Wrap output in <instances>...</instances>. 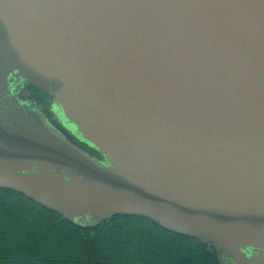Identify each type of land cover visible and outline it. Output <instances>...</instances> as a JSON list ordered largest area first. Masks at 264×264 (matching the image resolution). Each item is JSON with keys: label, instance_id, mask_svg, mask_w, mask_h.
I'll return each mask as SVG.
<instances>
[{"label": "water", "instance_id": "95a60500", "mask_svg": "<svg viewBox=\"0 0 264 264\" xmlns=\"http://www.w3.org/2000/svg\"><path fill=\"white\" fill-rule=\"evenodd\" d=\"M0 189L264 264V0H0Z\"/></svg>", "mask_w": 264, "mask_h": 264}, {"label": "trees", "instance_id": "16d2710c", "mask_svg": "<svg viewBox=\"0 0 264 264\" xmlns=\"http://www.w3.org/2000/svg\"><path fill=\"white\" fill-rule=\"evenodd\" d=\"M0 264H218L215 251L141 216L78 227L0 189Z\"/></svg>", "mask_w": 264, "mask_h": 264}, {"label": "rangeland", "instance_id": "374dc122", "mask_svg": "<svg viewBox=\"0 0 264 264\" xmlns=\"http://www.w3.org/2000/svg\"><path fill=\"white\" fill-rule=\"evenodd\" d=\"M48 104V103H47Z\"/></svg>", "mask_w": 264, "mask_h": 264}]
</instances>
